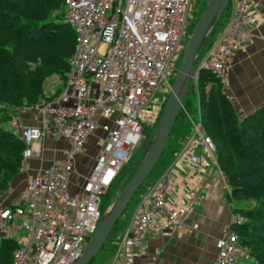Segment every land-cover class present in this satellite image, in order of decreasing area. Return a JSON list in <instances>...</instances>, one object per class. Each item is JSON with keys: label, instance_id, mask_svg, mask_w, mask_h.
<instances>
[{"label": "built area", "instance_id": "1", "mask_svg": "<svg viewBox=\"0 0 264 264\" xmlns=\"http://www.w3.org/2000/svg\"><path fill=\"white\" fill-rule=\"evenodd\" d=\"M194 1L65 0L63 22L76 35L66 82L56 97L35 107L40 124L20 132L24 162L37 156L41 165L20 198L0 204V239L18 244L13 264H74L83 255L104 215L103 196L141 145L145 124L161 117L165 99L158 94L172 87L169 77L176 74ZM252 2L235 0L193 72L195 83L200 70L207 69L226 89L229 62L251 34ZM49 134L65 140L67 147L61 157L44 163L48 147L43 143ZM197 135L215 158V145L199 121L178 154L194 165L200 161L191 150ZM91 139L96 140L95 155ZM166 197L167 191L155 187L140 200L120 246L121 264L141 257L147 232L166 234L186 221L187 207L170 206ZM243 221L239 213L232 214V224ZM216 248L213 264L251 260L234 231L217 240Z\"/></svg>", "mask_w": 264, "mask_h": 264}, {"label": "trees", "instance_id": "2", "mask_svg": "<svg viewBox=\"0 0 264 264\" xmlns=\"http://www.w3.org/2000/svg\"><path fill=\"white\" fill-rule=\"evenodd\" d=\"M65 10V0H0V195L9 190L12 179L23 169L26 148L17 129L5 128L3 121H12L17 113L56 97L61 89L52 95L44 91V83L51 76L56 75L64 84L66 82L76 35L63 22ZM200 17L201 14L191 24L186 41ZM216 31L217 27L200 52L206 51ZM195 69L194 64L193 72ZM193 109L199 115L205 135L215 145V159L231 186L228 199L251 202L248 208L235 211L244 221L232 224L233 230L249 249L253 264H264V107L245 117L239 116L219 77L202 69L197 83L191 80L184 109L170 136L179 133L190 137L194 133L190 119ZM168 144L167 141L164 153ZM145 155L146 147L135 164L123 168L118 182L106 194L111 195L113 201ZM119 222L120 219L102 250L112 241L110 238L116 233ZM17 247L13 239H0V264H13Z\"/></svg>", "mask_w": 264, "mask_h": 264}, {"label": "crops", "instance_id": "3", "mask_svg": "<svg viewBox=\"0 0 264 264\" xmlns=\"http://www.w3.org/2000/svg\"><path fill=\"white\" fill-rule=\"evenodd\" d=\"M249 28L250 36L241 48L235 50L229 62V80L225 89L241 117L264 107V0H253ZM31 112V109H26L17 113L12 120L13 127L38 126L40 122L31 119ZM190 119L195 129L199 118L190 116ZM191 136L173 135L162 161L151 173V178L148 177L150 181L146 187L148 191L155 187L167 191L166 202L170 206H186V221L166 234H144V250L134 264H213L217 256V240L234 231L231 216L239 208L228 199L231 186L216 159L204 147L201 136H196V143L191 147L200 159L198 164L178 156ZM43 144L48 147L44 152V163L61 157L62 150L67 147L65 140L51 134L47 135ZM89 144L90 151L95 155L96 140L91 139ZM40 165L41 160L37 156L24 162L23 171L10 185L15 189L11 188L10 195L0 204H9L20 198L28 179ZM130 222L127 221L126 230ZM196 224L198 227L195 228ZM124 236L121 234L119 239H112L109 249H116L117 255L111 263L107 261L108 264H121L119 250Z\"/></svg>", "mask_w": 264, "mask_h": 264}, {"label": "water", "instance_id": "4", "mask_svg": "<svg viewBox=\"0 0 264 264\" xmlns=\"http://www.w3.org/2000/svg\"><path fill=\"white\" fill-rule=\"evenodd\" d=\"M230 1L210 0L207 4L183 51L171 91L158 121L154 139L148 142L144 159L124 186L119 197L105 211L83 255L74 264H90L98 256L117 222L160 161L167 141L184 109L185 97L194 77L193 68L198 54L206 39L214 33Z\"/></svg>", "mask_w": 264, "mask_h": 264}, {"label": "rangeland", "instance_id": "5", "mask_svg": "<svg viewBox=\"0 0 264 264\" xmlns=\"http://www.w3.org/2000/svg\"><path fill=\"white\" fill-rule=\"evenodd\" d=\"M209 1L210 0H195L194 1V9H193V13H192L190 22H189L188 27H187V33L191 29L190 28L191 24L195 22V20L198 18V16L200 14L202 15V13L204 12V10H205L207 4L209 3ZM234 2H235V0L232 1V4L230 3L228 9L224 12L222 20H221V23L217 26V32L214 35V37L215 36L217 37V34L222 30L223 26L225 25L226 20L228 19L229 12H230L231 7L233 6ZM190 35L188 36V40H189ZM186 37L187 36H185L183 41H182L183 48H182V50L180 52V57H182L183 51H184L185 47L187 46L188 40L186 41ZM203 55H204L203 52H200L198 54V59L195 62V68L196 69H198L199 65L201 64V61L203 59ZM180 57L174 64L176 67L179 66L180 59H181ZM174 78H175V74H172L169 77V84L170 85L173 84ZM63 86H64V82L62 80H60L58 76L53 75L50 78H48L46 80V82L44 83V91H45L46 95H52L53 93H57L60 89H62ZM170 91H171V87L168 86L167 89H166V92L164 94H158V95H159V97L164 98L166 100L167 97L169 96ZM194 108L196 109V104H195ZM163 109H164V107H163ZM163 109H162V111H163ZM195 109L192 110V115H193L194 119H198L199 118L198 117V113L196 112ZM31 110H32V112L29 113L31 115V117H32L31 119H34V118L36 119L35 107L31 108ZM2 125L5 128H14L13 125H12V121L11 120L3 121ZM145 125H146V130L144 132V139H143L141 145L139 146V148L134 153V155H133L132 159L130 160V162H128L126 164L127 167H131L133 164H135L141 158V156L143 155V153L145 151V147L147 146L148 142L154 139V135H155V131H156V128H157V125H158V121L155 124L146 123ZM22 128H23V126H18L17 125L18 131H21ZM173 138H174L173 135L170 136L168 142H171L173 140ZM88 161H90V164H91V162H93V160L92 161L88 160ZM157 167L158 166L155 167V170H156ZM22 171H23V169L20 171L19 174H21ZM18 175H16L12 179L11 183L14 184V182H15V180H16ZM150 178H151V176H150ZM149 181H150V179L146 180V182L144 183V186L136 194V196L134 197L132 202L129 204V206L125 210L124 215L120 218V222L118 223L117 231H116V233L112 234L110 240H112L113 238H115L117 240V239H119L121 237V234L124 235L126 233L127 221H131L134 213L136 212V210L139 207V204H140L139 202H141L143 197L148 193V189L146 187L148 186ZM11 188L15 189V187H10L9 190H7L6 192H4V193H2L0 195V202L2 200H4L6 198V196L8 197V195H10L9 192H10ZM15 200H16V198L14 200H12V202H14ZM113 202L114 201L112 200L111 195L103 196V212L104 213L113 204ZM233 202L236 203V207H238L239 209H246L251 204V202L249 200H247V199L234 200ZM125 220H127V221H125ZM20 235L21 236H25L26 232L24 230H22L20 232ZM109 248H111V242L110 241L106 244V248L104 250L100 251V253L96 257V259L94 260L93 264H108L109 261L111 263L113 261L114 255L115 254L117 255V250L114 249V251H111ZM107 261H108V263H107ZM237 264H253V261L245 259L243 257H239Z\"/></svg>", "mask_w": 264, "mask_h": 264}]
</instances>
